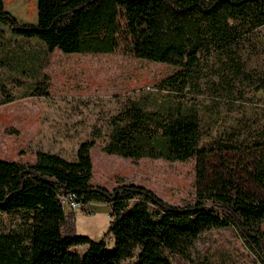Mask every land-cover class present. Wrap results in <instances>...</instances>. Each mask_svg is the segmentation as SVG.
<instances>
[{"label":"trees","instance_id":"obj_1","mask_svg":"<svg viewBox=\"0 0 264 264\" xmlns=\"http://www.w3.org/2000/svg\"><path fill=\"white\" fill-rule=\"evenodd\" d=\"M13 3L22 14L37 15L34 24L21 23L0 0V25L14 36L0 32V69L33 79L23 97L50 98L42 71L54 50L105 55L123 48L136 59L177 68L150 89L114 98L118 109L108 118L101 151L134 162L196 158L197 181L196 201L184 207L141 186L93 185V139L80 143L74 161L49 152H37L31 165L0 159V214L22 219L19 231L0 232V264H209L193 262L192 250L203 232L223 228L235 231L264 264V127L256 143L226 147V153L247 154L241 178L227 169L207 170L214 151L203 141L211 130L208 110L222 90L262 75L257 90L264 92V0ZM253 59L262 60V69ZM15 99L0 79V106ZM66 194L84 206L110 208L103 239L75 232V213L59 201ZM77 247L85 248L82 254L70 251Z\"/></svg>","mask_w":264,"mask_h":264},{"label":"rangeland","instance_id":"obj_2","mask_svg":"<svg viewBox=\"0 0 264 264\" xmlns=\"http://www.w3.org/2000/svg\"><path fill=\"white\" fill-rule=\"evenodd\" d=\"M3 3L19 22H36L35 10L22 14L15 8L13 0H3ZM0 32L7 38H14L2 25ZM32 49L37 51V46L32 44ZM251 62L262 69V60ZM177 70L136 59L125 54L123 48L105 55H67L54 50L42 71L49 77L50 98L44 99L23 97L33 79L0 69V79L16 97L12 103L0 106V159L31 165L37 152H49L74 161L80 143L93 139V185L104 184L112 190L127 183L144 187L171 205H193L196 201V158L173 163L150 159L134 162L101 151L109 132L108 118L118 109L114 98L150 89ZM252 77L253 80L236 90H222L214 97L216 103L208 110L211 130L203 140L210 143L209 147L214 151L207 162V170L227 169L236 178H241L247 154L226 153V147H230L231 142L251 145L262 137L264 92L257 90V86H262V75ZM229 128H235V136L239 137L232 136ZM91 208L94 213L89 215L74 212L75 232L100 241L108 232L109 212L104 206ZM21 220L19 214H0V232L19 231ZM106 243L112 247L113 239L107 237ZM84 249L77 247L70 251L82 254ZM192 259L196 263L209 264H262L231 228L203 232L192 250ZM173 264L190 263L174 260Z\"/></svg>","mask_w":264,"mask_h":264},{"label":"built area","instance_id":"obj_3","mask_svg":"<svg viewBox=\"0 0 264 264\" xmlns=\"http://www.w3.org/2000/svg\"><path fill=\"white\" fill-rule=\"evenodd\" d=\"M60 205L64 211L71 212H82L85 214H93L92 204L83 205L76 200V197L73 194H66L59 197Z\"/></svg>","mask_w":264,"mask_h":264},{"label":"crops","instance_id":"obj_4","mask_svg":"<svg viewBox=\"0 0 264 264\" xmlns=\"http://www.w3.org/2000/svg\"><path fill=\"white\" fill-rule=\"evenodd\" d=\"M93 176H92V180H91V183L93 184ZM96 185H98V186H104L105 187V185L104 184H96ZM93 206H104V207H106V210L108 211V212H110V208L107 206V205H104V204H92Z\"/></svg>","mask_w":264,"mask_h":264}]
</instances>
